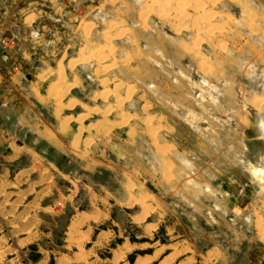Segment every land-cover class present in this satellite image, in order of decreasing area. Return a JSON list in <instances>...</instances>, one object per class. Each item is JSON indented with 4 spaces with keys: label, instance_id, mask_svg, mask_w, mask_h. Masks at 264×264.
<instances>
[{
    "label": "rangeland",
    "instance_id": "obj_1",
    "mask_svg": "<svg viewBox=\"0 0 264 264\" xmlns=\"http://www.w3.org/2000/svg\"><path fill=\"white\" fill-rule=\"evenodd\" d=\"M250 12L262 27L264 0H0V29H10L0 59L26 65L36 93L17 98L0 87V140L30 148L0 162V264H104L86 259L109 256L123 239L129 260L141 254L151 264L189 254L214 255L206 264H264V181L249 170L257 147L250 153L244 112H253L245 97L264 95V44L245 22ZM17 46L27 59H16ZM244 63L251 78L238 71ZM178 95L186 109L170 100ZM263 100L252 102L256 111ZM221 104L239 112L238 138L206 132ZM25 105L19 122L14 108ZM228 117L220 123L232 132ZM42 128L58 141L37 134ZM27 171L33 189L49 178L63 192L69 178L79 189L64 212L29 215L37 228L28 235L16 223L28 208L12 203L21 195L8 187ZM105 190L108 202L90 200ZM99 208L104 220H78Z\"/></svg>",
    "mask_w": 264,
    "mask_h": 264
},
{
    "label": "crops",
    "instance_id": "obj_2",
    "mask_svg": "<svg viewBox=\"0 0 264 264\" xmlns=\"http://www.w3.org/2000/svg\"><path fill=\"white\" fill-rule=\"evenodd\" d=\"M26 11L28 12L29 10H26ZM223 13H226V12L224 11ZM39 16H42V14H36V18H38ZM245 21H246V19H245ZM262 22L263 21L261 19V23ZM255 23H254V25L258 26L257 22H255ZM246 30H247V32L251 33V30H249L248 28H246ZM256 30L259 31L261 34V27L258 26V29L256 28ZM9 32H10V29L8 26L4 27V29H0V37L1 36L6 37V36L10 35ZM15 51H16V59H18V61L21 60V58H25V59L28 58V55L26 53L27 51L21 50L20 47L17 46L15 48ZM4 54H5V52L1 49V44H0V56L2 57ZM254 61L257 62L256 59ZM11 64H12V61L11 62H2L0 59V87L3 86V85L1 86L2 83H5V85L8 86V88L11 91H14V93H15L14 95L17 96V98H21L22 96L24 98H27V95H28V97H34L36 94L35 89H34L35 88V82L33 83L32 81H28L26 79V77H25L26 70H27L26 65H24L22 67L21 65L15 63L16 65L12 67ZM240 65L238 66V71L243 70L244 74H247L245 70L249 69L248 64L247 63L242 64V65H244V69H242L240 67ZM245 68H247V69H245ZM248 72H250V69L248 70ZM249 75H250V73L247 74V77L251 78ZM221 76L222 75L217 74V75H215V78L213 80H215L217 82L222 80L225 82L224 85H228V86L232 85V82H230L226 78H222ZM24 79H25V81H24ZM202 83H205V82L202 81ZM184 96L186 99H188L187 95L184 94ZM184 96H182L183 99H184ZM234 97H235V95H234ZM44 98L43 99L46 101L49 100L47 95H45ZM253 98L254 97H252V96L250 99L245 97V102H246V105H248L250 108H252L251 110H253V112H254L255 108L252 105ZM220 99L221 98H219L218 104H219V102H221ZM6 100L11 102L10 107H12V105H15L12 103V100H14V99L6 98ZM170 100L174 101L178 108H179V106L180 107L185 106V109H186V103H185L186 101L185 100L183 101L179 95L176 96V98H173V96H170ZM235 100L237 101L236 97H235ZM222 101H224V100L222 99ZM14 103H17V102H14ZM184 103H185V105H182ZM238 104L240 106V109L244 110L242 104H240V103H238ZM76 105H77V103H76ZM78 105H79V103H78ZM233 106H235V105L233 104ZM16 107H18V106H16ZM213 107L215 108L214 105H213ZM261 107H262L261 111H259V112H260V114L264 120V108H263L264 105H262ZM227 109L229 110L228 113L230 114V117H228L229 115H226ZM216 110L219 113L217 115L218 118L214 119L215 120L214 122H216V125H215V127L213 125L207 126L206 132H207V130L213 132L215 130L217 131L218 129H220V131L221 130L223 131L222 132L223 134H226V135H230L231 133H233L234 135L237 134L236 137L238 138L240 136V134H242V131L238 127V122L236 121V120H239V112L235 113L234 110L230 107V105L228 106V108H225V107H223L222 104L220 106V110H222V112H224L223 110H225V112L220 113V111L217 109V107H216ZM26 111H27L26 105L24 106L23 110H21V109L18 110L16 108H14L15 117L19 122H22L23 120L25 121ZM232 112H234L235 114H232ZM244 112L249 115L248 120H249V124H250V127H245V128H247V130H249V132L251 133L250 137H247V140H248V143L252 142V141L254 143L250 147V153H251V151H253V149H255V147H257V148L261 147L263 141L260 138V136L258 135V132L256 130L255 120L253 119L254 113L247 111V110H244ZM219 116H220V118H219ZM224 117H228L229 123H227V124L225 123V124L231 126L230 128L233 129L232 132L231 131L226 132L224 130V127H223L224 123H220V122H224ZM212 118H214V117H212ZM243 118H245L247 121L246 117H243ZM49 131L50 130L45 129V128L36 130L37 134H40L45 139L49 138L52 141H55V140L58 141V137L56 136V134H54V132H52V131L50 133ZM224 142H225V138H222V143L224 144ZM1 145H5V146H3L4 150L0 156V162H4V164H10L11 160L16 159L17 157L21 156L25 150L29 151V149H30V148H24V146H20V145L18 146L12 140H0V146ZM251 158H252V154H250V159ZM26 170H28V169H26ZM249 170H250V167H249ZM28 172L29 171L21 173L19 177H17V174H15L13 176V180L11 181L12 183L8 185L9 188H12L14 186L13 190L9 191L10 196L15 197L16 195H21V197L16 198L12 203L13 204L15 203L17 205L23 204L24 206H26V208H28V209H26V211L28 212L27 215L23 216L21 219H18L16 221L17 224L20 223V226L23 229L22 233H24L26 235L29 234L31 229L37 228V226L32 222V220L27 219L29 215H36V213L41 212V211L43 213L47 212L51 215H58V214L64 212V209L67 206L66 203H68L69 200H66V197L68 198L70 196V193H73L72 198H74L78 194V190H79L74 183L75 179L73 180L69 177H68L69 179L67 181L69 182L70 186L67 187L64 192L58 188H55L54 182H51L50 178L46 179L45 183H43L41 188H37V189L34 188L33 189V187H35L37 184H36V182H33V180L29 176H26ZM28 174H30V173H28ZM21 178H24V179L20 180ZM0 181L3 182V180H1V177H0ZM16 181H19V182H16ZM24 183L26 185L24 187H21V185ZM19 185H20V188H19ZM110 196H111V193L108 192L107 190H105L103 194H97V193L92 191V195L91 196L89 195V198L92 202L98 203V202H102V200H105L106 202H108L111 199ZM91 197H92V199H91ZM126 197H128V196H126ZM17 200H18V202H17ZM75 202H73L72 204H69V205L71 207H73V204H75ZM119 203H122V202L119 201ZM77 214H78L77 215L78 220H81L82 218H84V215H86L88 217V220H91L94 222H96V220L102 221L107 217L106 210H103L101 208H99L98 210L92 209L91 211L83 212V213L79 212ZM74 221L76 222L75 218H74ZM21 223H25V224L23 225ZM9 226L13 227L12 225H9ZM103 232H105V231H103ZM101 235H102V233L99 232L98 233L99 240H101L100 239ZM107 240L108 239H105L104 242L106 243ZM127 244L131 246L130 242L125 241L123 239L121 244L118 246V248H115L113 250V253H111L109 256H105L102 259L100 257H94L93 255H89L87 257L86 261H89L92 263L93 262H104V264H151L152 263V260L149 262H145V256L141 255V254H135V255H133L132 259L129 260L130 254L128 251H125L123 248L124 245H127ZM119 247H121V250L119 249ZM196 256L199 257L198 261L202 264H206L208 261L216 260L214 255H212L210 258H208L202 254H198V255L189 254V255L185 256L184 260H178L177 264H181V262H187L188 260L190 262H194L197 258ZM14 259H16V258H14ZM45 261H46V258L41 257V259L38 261V263L45 262ZM83 262H84V260H82V259H73V262L69 261V264H81ZM65 264H68V263H65Z\"/></svg>",
    "mask_w": 264,
    "mask_h": 264
},
{
    "label": "bare ground",
    "instance_id": "obj_3",
    "mask_svg": "<svg viewBox=\"0 0 264 264\" xmlns=\"http://www.w3.org/2000/svg\"><path fill=\"white\" fill-rule=\"evenodd\" d=\"M186 1V0H185ZM194 1V0H193ZM203 1V0H202ZM208 1V0H207ZM159 3V2H158ZM196 3V2H195ZM185 4V3H184ZM201 6V5H200ZM177 6H175L176 8ZM180 7V6H179ZM193 9V8H192ZM147 11V10H146ZM183 11V10H182ZM178 12V11H177ZM180 13V12H179ZM185 13V12H184ZM216 13V12H215ZM223 13V12H221ZM252 13V12H250ZM248 15V23H251L252 17H253V13ZM186 14V13H185ZM225 14V13H224ZM201 15V14H200ZM220 15V14H219ZM180 16V15H179ZM183 16V15H182ZM211 17H214V14L209 15ZM223 16V15H222ZM173 17V16H172ZM210 17V18H211ZM228 17V13L227 16L224 15V18ZM179 20V19H178ZM203 22V21H202ZM144 25V24H143ZM226 26V25H225ZM224 26V27H225ZM174 27V26H173ZM176 28V27H175ZM214 28V27H212ZM223 28V27H222ZM173 29V28H172ZM179 29V28H178ZM214 30V29H213ZM212 31V30H211ZM221 31V30H220ZM262 38L264 40V16H263V29H262ZM199 39V38H198ZM196 41V40H195ZM200 42V41H199ZM185 43V42H184ZM198 47V46H197ZM196 50V48H195ZM202 58V57H201ZM204 60V59H203ZM206 62V61H205ZM210 66V65H209ZM61 70V69H60ZM61 73V72H60ZM63 73V72H62ZM61 79V78H60ZM58 93V92H57ZM256 98H263L264 96H260V97H256ZM255 98V99H256ZM45 99V98H44ZM253 99V101L255 100ZM252 101V100H251ZM260 101V100H258ZM264 101V100H263ZM260 102V104L263 103ZM257 102V101H254ZM255 106V105H254ZM259 106V104L257 105ZM60 107V106H59ZM254 116H255V124H256V130L258 132V135L260 136V138L262 139V146L259 148H256L252 154V158L250 160V171L253 172L252 174H254L256 176V179H258L259 181H264V175L261 174H257L256 170H260L261 172H264V121L262 122V118H261V114H259L258 112L254 111ZM251 114V113H250ZM197 116V115H196ZM157 150V149H156ZM160 150V149H159ZM257 187V186H256ZM260 189V188H259Z\"/></svg>",
    "mask_w": 264,
    "mask_h": 264
},
{
    "label": "flooded vegetation",
    "instance_id": "obj_4",
    "mask_svg": "<svg viewBox=\"0 0 264 264\" xmlns=\"http://www.w3.org/2000/svg\"><path fill=\"white\" fill-rule=\"evenodd\" d=\"M249 14V13H248ZM236 16L238 17L239 16V13L238 12H236ZM264 16V15H263ZM263 16H262V21H263ZM255 21H257L254 17H252V20H251V22L253 23V25H254V23H255ZM245 22H248V17H247V19H246V21ZM257 24H258V21H257ZM250 28L251 29H253L251 26H250ZM262 29H263V22H262V27H261V33H262ZM261 36H262V34H261ZM263 39V38H262ZM263 43H264V40H263ZM208 85H211V82H208L207 83ZM213 86H214V84H212ZM211 85V86H212ZM218 87H216V89H217ZM260 96H264V95H254V98L253 99H255L256 97H260ZM263 103H264V101H263ZM262 103V104H263ZM260 106H262V105H260ZM256 111V110H255ZM256 112H258L259 113V111L257 110ZM260 114V113H259ZM261 118H262V122L264 121L263 120V117L261 116Z\"/></svg>",
    "mask_w": 264,
    "mask_h": 264
},
{
    "label": "clouds",
    "instance_id": "obj_5",
    "mask_svg": "<svg viewBox=\"0 0 264 264\" xmlns=\"http://www.w3.org/2000/svg\"><path fill=\"white\" fill-rule=\"evenodd\" d=\"M256 173H257V174L264 175V172H261L260 170H256Z\"/></svg>",
    "mask_w": 264,
    "mask_h": 264
},
{
    "label": "water",
    "instance_id": "obj_6",
    "mask_svg": "<svg viewBox=\"0 0 264 264\" xmlns=\"http://www.w3.org/2000/svg\"><path fill=\"white\" fill-rule=\"evenodd\" d=\"M253 119L255 120V116L253 115ZM255 132V131H254ZM256 133V132H255Z\"/></svg>",
    "mask_w": 264,
    "mask_h": 264
}]
</instances>
